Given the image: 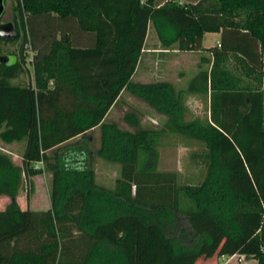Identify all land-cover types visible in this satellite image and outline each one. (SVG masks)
<instances>
[{"label":"trees","instance_id":"16d2710c","mask_svg":"<svg viewBox=\"0 0 264 264\" xmlns=\"http://www.w3.org/2000/svg\"><path fill=\"white\" fill-rule=\"evenodd\" d=\"M158 3L13 0L24 31L16 60L0 63V140L23 144L19 163L0 150V196L9 198L0 264H194L214 253L264 264V0ZM146 13L163 46L196 50L204 33L220 32L210 68L185 88L130 78ZM76 30L92 42L77 44ZM24 46L33 82L13 84L26 72ZM120 88L159 113V124L141 126L131 111L123 118L132 128L108 120ZM105 90L111 95H98ZM191 92L202 94L194 96L204 115H190ZM166 138L196 147L192 182L157 168ZM97 157L118 166L108 186L96 182ZM44 170L50 206L21 208L22 183Z\"/></svg>","mask_w":264,"mask_h":264},{"label":"rangeland","instance_id":"374dc122","mask_svg":"<svg viewBox=\"0 0 264 264\" xmlns=\"http://www.w3.org/2000/svg\"><path fill=\"white\" fill-rule=\"evenodd\" d=\"M12 5H13V0H5V9L3 15L4 20H8V19L11 20L15 17V13L12 9ZM143 19L144 18H141V20ZM144 20H145V28H146L147 19L145 18ZM25 28H26V32H25L26 37H29V25L26 24ZM150 28L153 29L151 24H150ZM19 31H20V39L12 43H6V44L0 43V48H2L4 52H9V51H13L15 53L17 52L21 38L23 37L24 30L20 28ZM134 39L135 38H133V40ZM24 48H25L24 67L26 69V72L18 74L17 77L12 78L10 82L13 84L24 85L27 84L28 82L30 83L33 82L32 63H31L32 52L28 46H24ZM196 56L197 54L192 53V65L194 63ZM148 58L149 57H146L145 55H142V57L139 58L140 63L136 74L140 73L141 71L140 68H142L141 66L144 65V62ZM14 59L16 60L15 57ZM170 60L171 59L169 57H165L166 64H168ZM155 61L156 59H154V62ZM190 61H191V56L189 54H185L180 58V62L182 63L181 65H187L188 62ZM125 62L127 64V67L128 64L129 65L131 64V61L127 60V58H125ZM136 62H138V59ZM155 65L156 64L152 62V66L155 67ZM170 66L171 65H168V67ZM187 74L188 73L185 72L182 75H187ZM135 78H133L132 80L137 81V79ZM111 93H112L111 90H105V91H99L98 95H111ZM112 95L115 96L111 102L110 105L111 108L108 111V115H107L108 120H112L118 123L121 127L132 128L124 121L123 118L125 112L131 111L137 114L141 126L152 127V126H157L159 124L162 116L159 113L155 112L144 100H141L140 98L134 96L129 92H126L125 90L122 91V88H120L118 91L113 92ZM185 105L188 109H190L191 111L190 115H204L206 113L203 100L197 96H191L186 98ZM93 133L94 134H93L92 142H93V147L96 148L98 146V133L97 131ZM162 141L164 142V144L158 148L157 168L160 170H176L180 175L179 176L180 181L192 182V175H196L201 169L200 165H196L192 161V155L190 153V151L192 149H195L196 147L185 146L183 143L181 142L179 143L175 139H171V138H166L163 139ZM12 143L13 144L9 143L11 145H5L6 143L0 140V150L11 154L13 160L19 163L21 159V150L23 143L22 142H12ZM37 165L42 167V164H37ZM93 166L94 169L97 171L96 182L100 185H106V186L110 185L118 174L117 164H115L114 166L111 165L112 167H108V165L102 162V160L98 157L94 158ZM49 177H50L49 173L44 170L41 173L36 174L35 176H32L31 178L24 181L17 195L20 206L29 209L48 208L50 206ZM8 200H9L8 197L0 196V208H3V206L6 204ZM239 257L242 258V261H237V258ZM219 264H223V261L220 260ZM229 264H256V261L252 257L240 253Z\"/></svg>","mask_w":264,"mask_h":264},{"label":"crops","instance_id":"0c3cea01","mask_svg":"<svg viewBox=\"0 0 264 264\" xmlns=\"http://www.w3.org/2000/svg\"><path fill=\"white\" fill-rule=\"evenodd\" d=\"M164 1L166 0H159L158 4H161ZM174 1H176L178 4H192L198 0H174ZM137 12L143 14L141 10ZM146 19H147L146 21L147 27L145 28L144 36L140 46L138 62H136L135 67L131 72V76H130L131 79L136 77L135 79H137V81L142 83L154 82V81H166L171 83L176 89H182L187 86L188 82L192 79V77L197 73L199 69L204 67H207L208 69L210 68L213 60V49L219 48L218 43L220 41V32L204 33L201 40V47L199 49L181 50L178 48L176 44L170 46H163L160 43L159 39L157 38L155 31L152 28H150V21L148 19L147 13H146ZM60 33H61L60 30H56L55 32L56 38L60 37ZM75 38H76L75 39L76 43L80 44V46L87 45L92 42L90 36L85 35V33H80L78 30H76ZM36 40L38 44H36L35 50H38L41 43V39L36 37ZM192 53L197 54L193 65H192ZM185 54H189L191 56V61L188 62L187 65H181L182 63L180 62V58ZM142 55H145L146 57L149 58L144 62V65L141 66L142 68H140L141 69L140 73L136 74L140 63L139 58H141ZM165 57H169L171 59L170 62H168V64H166ZM154 59H156L155 62ZM152 62L156 64L155 67L152 66ZM168 65L171 66L168 67ZM185 72H187L188 74L182 75ZM187 95L188 96L186 98L194 95H202V94L191 92ZM207 95H209V93ZM95 131L96 130H94V132ZM11 144L6 143L5 145H11ZM102 162L107 164L108 167H112L115 165L113 163L106 162L104 160H102ZM96 172L97 171L95 170V174ZM21 208L23 207L21 206ZM238 255H239L238 253H233L230 255L214 253L211 256H207V257L202 255L197 258L195 264H219L220 260L223 261V264H229ZM237 261H242V258L240 257L237 258Z\"/></svg>","mask_w":264,"mask_h":264},{"label":"flooded vegetation","instance_id":"af4514ba","mask_svg":"<svg viewBox=\"0 0 264 264\" xmlns=\"http://www.w3.org/2000/svg\"><path fill=\"white\" fill-rule=\"evenodd\" d=\"M4 9H5V0H4ZM3 15H4V11H3V13H2V15L0 16V43H4V44H6V43H12V42H14V41H16V40H18V39H20V31L18 30V28H17V26L15 25V22H14V20L13 19H11V20H4L3 19ZM8 23H12V25L16 28V30L18 31V35H17V37H15V38H7V37H4L2 34L3 33H7L8 32V28H10L11 26L10 25H8ZM21 42V41H20ZM19 48H20V46L18 47V50H17V52L19 51ZM1 55H10V56H12V58L14 59V57H16V55H15V52H13V51H9V52H4L3 50H2V48H0V56ZM15 60V59H14ZM12 62H13V60H12ZM11 62V63H12ZM4 64V63H3Z\"/></svg>","mask_w":264,"mask_h":264},{"label":"water","instance_id":"95a60500","mask_svg":"<svg viewBox=\"0 0 264 264\" xmlns=\"http://www.w3.org/2000/svg\"><path fill=\"white\" fill-rule=\"evenodd\" d=\"M4 11V0H0V16L2 15ZM11 27L8 28L7 33H3L2 35L7 38H15L18 35V31L16 28L12 25V23H8ZM12 56L10 55H1L0 56V63L9 64L12 62Z\"/></svg>","mask_w":264,"mask_h":264},{"label":"built area","instance_id":"2783aa9c","mask_svg":"<svg viewBox=\"0 0 264 264\" xmlns=\"http://www.w3.org/2000/svg\"><path fill=\"white\" fill-rule=\"evenodd\" d=\"M260 64H261V71L264 73V53L261 56ZM39 164H41V161L39 162Z\"/></svg>","mask_w":264,"mask_h":264}]
</instances>
